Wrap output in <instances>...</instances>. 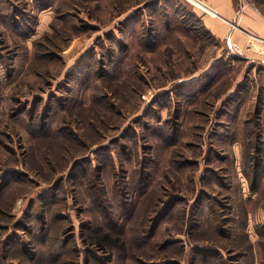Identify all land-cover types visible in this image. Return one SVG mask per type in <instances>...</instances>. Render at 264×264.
I'll use <instances>...</instances> for the list:
<instances>
[{"label": "rangeland", "instance_id": "obj_1", "mask_svg": "<svg viewBox=\"0 0 264 264\" xmlns=\"http://www.w3.org/2000/svg\"><path fill=\"white\" fill-rule=\"evenodd\" d=\"M204 15L0 0V264H264V61Z\"/></svg>", "mask_w": 264, "mask_h": 264}, {"label": "crops", "instance_id": "obj_2", "mask_svg": "<svg viewBox=\"0 0 264 264\" xmlns=\"http://www.w3.org/2000/svg\"><path fill=\"white\" fill-rule=\"evenodd\" d=\"M199 1L204 5L200 4ZM199 1L195 0L194 2L205 10V12L212 16H218L217 18L207 17L205 15L202 16L204 26L216 39H220L221 41L224 39L227 43L226 40L229 38L228 36L230 35V32L233 31L228 25L229 23H232V25H236L249 33L264 37V15L260 11H255L251 7H245L241 0ZM233 32L230 36H234L238 42H241L242 38L239 35H236L235 37ZM228 58L230 61L233 60V58ZM214 73L215 71L213 72V70H210L206 75H213ZM232 95L230 97H232Z\"/></svg>", "mask_w": 264, "mask_h": 264}, {"label": "built area", "instance_id": "obj_3", "mask_svg": "<svg viewBox=\"0 0 264 264\" xmlns=\"http://www.w3.org/2000/svg\"><path fill=\"white\" fill-rule=\"evenodd\" d=\"M247 37L244 49L264 61V37L241 31Z\"/></svg>", "mask_w": 264, "mask_h": 264}, {"label": "trees", "instance_id": "obj_4", "mask_svg": "<svg viewBox=\"0 0 264 264\" xmlns=\"http://www.w3.org/2000/svg\"><path fill=\"white\" fill-rule=\"evenodd\" d=\"M222 66H223V68H225V65H222ZM219 67H220V66H219ZM218 73H219V72H218ZM218 73L215 72L212 76H211V75H207V78L210 77V76H211V77H215V78L210 82V85H211V86H213L214 83H215L216 81H218V80L221 79L223 73H222V74H218ZM217 74H218V75H217ZM205 79H206V78H205ZM205 79H204V80H205ZM204 80H203V81H204ZM203 81H201L202 83L200 84V86L203 85L202 87H206V84H205ZM198 83H199V82H198ZM208 86H209V85H208ZM248 87H249V86H248ZM238 88L240 89V90L238 91V93H239L240 91H242L243 89H246L247 87H245V86L242 85V86H240V87H238ZM197 91H198V90H197ZM199 91H200V90H199ZM236 95H237V94H235L234 96H236ZM233 98H234V97L232 96V97H230L229 100H232ZM258 101H259V99H258ZM230 102H231V101H230ZM108 237H109L108 235H104V236H103V241H104V240L109 241ZM117 239H118V238H117ZM117 239H113V240L116 241ZM114 241H113V242H114ZM110 243H112V241H111Z\"/></svg>", "mask_w": 264, "mask_h": 264}, {"label": "bare ground", "instance_id": "obj_5", "mask_svg": "<svg viewBox=\"0 0 264 264\" xmlns=\"http://www.w3.org/2000/svg\"><path fill=\"white\" fill-rule=\"evenodd\" d=\"M193 1H195V0H193Z\"/></svg>", "mask_w": 264, "mask_h": 264}]
</instances>
